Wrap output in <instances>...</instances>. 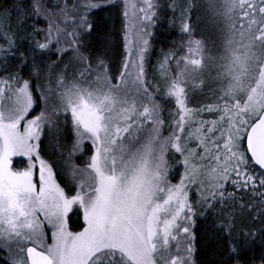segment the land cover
<instances>
[{
	"label": "snow or ice",
	"instance_id": "6c2138e0",
	"mask_svg": "<svg viewBox=\"0 0 264 264\" xmlns=\"http://www.w3.org/2000/svg\"><path fill=\"white\" fill-rule=\"evenodd\" d=\"M160 7L0 9V264H264V68L211 96L152 68Z\"/></svg>",
	"mask_w": 264,
	"mask_h": 264
},
{
	"label": "rangeland",
	"instance_id": "374dc122",
	"mask_svg": "<svg viewBox=\"0 0 264 264\" xmlns=\"http://www.w3.org/2000/svg\"><path fill=\"white\" fill-rule=\"evenodd\" d=\"M209 1H213L214 41L205 49L202 42L187 38L186 54L177 63V76L183 71L185 87L199 89L207 84L204 91L209 96L214 91L242 94L253 83L258 69L264 68V0ZM151 3L156 5L158 0ZM192 99L190 106L194 107L203 97L193 94Z\"/></svg>",
	"mask_w": 264,
	"mask_h": 264
},
{
	"label": "trees",
	"instance_id": "16d2710c",
	"mask_svg": "<svg viewBox=\"0 0 264 264\" xmlns=\"http://www.w3.org/2000/svg\"><path fill=\"white\" fill-rule=\"evenodd\" d=\"M14 2L15 0H0V9L11 8ZM158 4L161 7L156 9L150 64L155 68L157 62L167 55L168 74L177 75V63L186 54L184 42L187 38L202 42L205 49L214 41L213 1L158 0ZM161 103L164 105L162 118L167 121L169 113L175 112V107L168 103L166 97L161 99Z\"/></svg>",
	"mask_w": 264,
	"mask_h": 264
}]
</instances>
